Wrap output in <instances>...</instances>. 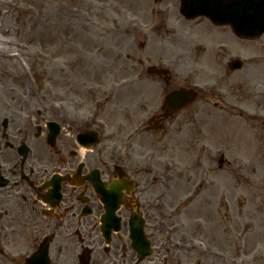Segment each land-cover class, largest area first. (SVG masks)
<instances>
[{"label": "flooded vegetation", "instance_id": "flooded-vegetation-1", "mask_svg": "<svg viewBox=\"0 0 264 264\" xmlns=\"http://www.w3.org/2000/svg\"><path fill=\"white\" fill-rule=\"evenodd\" d=\"M165 18L156 35L167 42L158 44V50L169 52L165 64L147 56V65L136 63L134 76L126 67L128 74L120 77L112 75L122 71L115 65H108L106 74L99 69L88 103L75 98L74 105L59 90L62 105L56 108L49 98L43 112L36 113L33 104L23 108L15 103L17 93L0 89V264L196 263V248L185 247L186 240L176 246L159 239L162 212L180 202V173L171 157L158 156L164 158L162 166L152 160L156 145L166 147L182 138V126L210 121L205 102L174 113L165 107V97L191 78L186 65L197 61L191 52L199 41L220 47L225 39L217 38L220 31L211 24L173 13L174 24L168 26ZM123 35L129 44L127 32ZM255 49V98L264 106V32L255 38ZM99 83L111 86L102 89ZM52 87L49 82L48 97ZM117 113L124 116V148L116 136L122 121ZM48 122L57 123L58 131ZM88 130L97 137L87 135ZM198 132L187 135L199 144V135L206 132ZM133 217L143 220L149 239H130ZM146 240L150 256H142ZM204 258L212 263L207 253Z\"/></svg>", "mask_w": 264, "mask_h": 264}, {"label": "rangeland", "instance_id": "rangeland-1", "mask_svg": "<svg viewBox=\"0 0 264 264\" xmlns=\"http://www.w3.org/2000/svg\"><path fill=\"white\" fill-rule=\"evenodd\" d=\"M157 4L152 0H0V45L10 44L18 52L11 60L0 57L1 87L17 93L15 103L23 108H30L33 102L40 107L46 104L49 82L54 100H60L59 90H64L68 101L77 98L88 103L94 99L90 87L95 86L92 80L99 69L105 73L108 65H115L122 71L116 70L114 77L127 75L124 67L131 76L138 75L136 63H147L137 44L147 38L148 46L142 49L147 55L158 49L157 43H162L156 37L159 26L149 22L154 17L162 22L167 14L171 24L179 2ZM124 20L149 30L138 34L136 27L129 28L128 44L123 39ZM117 29L121 33L118 39L113 33ZM218 31L217 38H226V47L213 52L210 42L206 53L201 49L191 52L199 61L187 63L192 76L180 83L197 91L199 99L189 107L205 102L212 113L210 121L205 126L184 125L180 131L183 139L170 140L166 147L155 146L161 153H174L172 148H178L177 167L190 173L189 197L195 198L190 211L179 212L176 207L162 212V219L166 230L172 231L170 239H192L196 247L217 254L215 264H264V122L254 124L255 113H264V106L254 99L255 80H250L255 76V41L234 38L227 28ZM168 53L161 48L156 57L165 59ZM234 55L245 66L228 77L224 63ZM60 65L61 70L70 71L67 76L71 78L56 70ZM98 85L102 89L111 86ZM133 95L131 91L130 97ZM257 107H261L259 112ZM201 129L206 134L199 136L207 138L202 147L187 135L190 131V136H197ZM163 159L157 156L152 161L162 166ZM183 187L180 180L179 188Z\"/></svg>", "mask_w": 264, "mask_h": 264}, {"label": "water", "instance_id": "water-1", "mask_svg": "<svg viewBox=\"0 0 264 264\" xmlns=\"http://www.w3.org/2000/svg\"><path fill=\"white\" fill-rule=\"evenodd\" d=\"M181 12L188 17L205 16L216 25H230L241 38L253 39L262 30L255 29V0H181ZM238 63H234L237 66ZM189 100L191 93L181 91ZM185 103H180V108Z\"/></svg>", "mask_w": 264, "mask_h": 264}, {"label": "bare ground", "instance_id": "bare-ground-1", "mask_svg": "<svg viewBox=\"0 0 264 264\" xmlns=\"http://www.w3.org/2000/svg\"><path fill=\"white\" fill-rule=\"evenodd\" d=\"M25 11V9H24ZM74 14L73 16H75ZM76 17V16H75ZM23 43V42H22ZM1 44V42H0ZM15 49L10 44L3 45V47L0 45V57L6 58V59H13L16 57V54L14 52ZM67 61V59H65ZM53 64V63H52ZM81 67V66H79Z\"/></svg>", "mask_w": 264, "mask_h": 264}]
</instances>
